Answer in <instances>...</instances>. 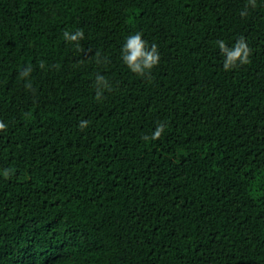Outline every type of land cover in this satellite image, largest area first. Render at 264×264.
<instances>
[{
  "label": "trees",
  "instance_id": "obj_1",
  "mask_svg": "<svg viewBox=\"0 0 264 264\" xmlns=\"http://www.w3.org/2000/svg\"><path fill=\"white\" fill-rule=\"evenodd\" d=\"M0 121V264H264V0H0Z\"/></svg>",
  "mask_w": 264,
  "mask_h": 264
},
{
  "label": "clouds",
  "instance_id": "obj_2",
  "mask_svg": "<svg viewBox=\"0 0 264 264\" xmlns=\"http://www.w3.org/2000/svg\"><path fill=\"white\" fill-rule=\"evenodd\" d=\"M253 6H255L256 0H250ZM241 15L245 12L241 11ZM63 36L67 42L78 41L83 36V32L80 29L75 31L65 30ZM218 47L224 55L223 67L227 70L237 63H245L248 60L250 49L243 37H240L233 45L228 46L223 40L217 41ZM121 59L127 65V67L140 75H146L150 73V70L155 66L160 59V53L155 43L149 44V42L143 38L140 31H136L128 35L121 45ZM33 71L32 65L28 64L20 71V76L28 78L29 74ZM97 91L96 95L99 98L101 96V89L108 87V81L103 75L97 74ZM25 86L30 87V80H25ZM88 121L81 120L80 127L87 126ZM6 128V124L0 121V129ZM165 124L158 123L155 127L152 136L158 137L164 130ZM12 172V169H3L2 175L8 177Z\"/></svg>",
  "mask_w": 264,
  "mask_h": 264
}]
</instances>
